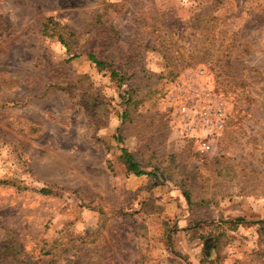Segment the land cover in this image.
<instances>
[{"label":"rangeland","instance_id":"obj_1","mask_svg":"<svg viewBox=\"0 0 264 264\" xmlns=\"http://www.w3.org/2000/svg\"><path fill=\"white\" fill-rule=\"evenodd\" d=\"M261 221L264 0H0V264H264Z\"/></svg>","mask_w":264,"mask_h":264},{"label":"trees","instance_id":"obj_2","mask_svg":"<svg viewBox=\"0 0 264 264\" xmlns=\"http://www.w3.org/2000/svg\"><path fill=\"white\" fill-rule=\"evenodd\" d=\"M56 24V22L53 20V18L52 17H49L47 20H46V23H45V25H44V28H45V32L47 33V34H49V31H50V25H52V24ZM61 37V36H60ZM61 39V41L67 46L68 45V43L66 42V40L64 39V38H60ZM89 58L92 60V62H94L99 68L100 67H103V66H105V62H106V60H105V62L104 61H100L93 53H90L89 54ZM111 66H113V68H114V70H113V75H118V73H125V74H128L129 73V71L128 70H126V65H123V67L122 68H115V66L113 65V63H111ZM143 72H146L145 70H143ZM162 75V74H161ZM124 158L126 159V164L128 165V169L130 170V171H133V172H135L137 175H142V173L141 172H139V166H138V164L134 161V159H133V156H128V155H126V156H124ZM48 192V190H43V193H47ZM185 196L187 197V200L190 202L191 201V194H190V191L189 190H187L186 191V194H185ZM259 223H261L262 224V227H261V229L262 230H264V221H261V222H259Z\"/></svg>","mask_w":264,"mask_h":264},{"label":"built area","instance_id":"obj_3","mask_svg":"<svg viewBox=\"0 0 264 264\" xmlns=\"http://www.w3.org/2000/svg\"><path fill=\"white\" fill-rule=\"evenodd\" d=\"M221 117H222V114L219 113L217 114V118L219 119V121L217 122V125L220 126V127H223V123L221 120ZM210 123H212L213 121L212 120H209ZM210 148V144L207 143V142H203L202 145H201V151H205V150H208Z\"/></svg>","mask_w":264,"mask_h":264}]
</instances>
